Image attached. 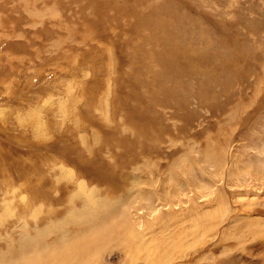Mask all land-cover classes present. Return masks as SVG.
<instances>
[{
	"label": "rangeland",
	"instance_id": "374dc122",
	"mask_svg": "<svg viewBox=\"0 0 264 264\" xmlns=\"http://www.w3.org/2000/svg\"><path fill=\"white\" fill-rule=\"evenodd\" d=\"M249 2L0 0V259L49 223L83 231L82 181L134 230L88 264H264V222L231 223L264 219Z\"/></svg>",
	"mask_w": 264,
	"mask_h": 264
},
{
	"label": "bare ground",
	"instance_id": "6f19581e",
	"mask_svg": "<svg viewBox=\"0 0 264 264\" xmlns=\"http://www.w3.org/2000/svg\"><path fill=\"white\" fill-rule=\"evenodd\" d=\"M249 1H250L249 7L251 8V11H247V8H245V12H248L249 18L254 17V15H257V14L259 15V12L256 13L258 11L257 8L259 5H261V9L264 10V0H249ZM254 1H256V3H254ZM241 8H243L242 5H241ZM232 10L234 11V8H232ZM255 10L257 11L255 12ZM259 20L261 19L259 18ZM219 28H222V27H219ZM169 180L171 179L169 178ZM169 182L170 181H168V183ZM91 190L96 192V189L94 188L88 189L87 186L85 187L84 182L82 181L79 182L78 191L76 192L75 195H77L78 193L80 196L82 195L87 198L86 202L90 203L92 201L96 203H92L91 205L89 204L90 205L89 207L86 204L88 208L85 210L83 214L76 215L74 214V211L71 209V211H69L67 215L70 219L72 218L73 221L82 223V225L85 226L83 231L78 232L76 234H72L70 233V231H67V230L58 231L60 233L57 234L56 238L51 241L46 240V237L52 233L50 231V228L53 224H56V223H49L43 229L36 230L35 231L36 234L33 237L29 235L31 238L25 239L26 237H28V234L25 231L23 235V240L25 239L23 241V244L26 246V249L28 246V248H30V251L24 252L22 251V248H21V253L15 256L16 258L12 259L11 262H9V260L0 259V264H88L94 252L98 248L99 249L96 255L100 254L107 247H109L117 237L121 235H125V234L128 235L129 233L131 235L132 233H134L132 226L127 225V222H125L123 219L125 213L118 216L119 218H122V221L119 224L115 223L114 221L109 222L108 220L109 216L107 215L109 211L106 209H101V207H105V206L102 204L99 205L101 200L97 198V196ZM81 191L83 192V194H81ZM96 205L100 207L96 208ZM249 209L250 207L246 209L243 208V211L245 210L244 211L245 214H243L241 217H238L239 215L238 216L234 215V220L231 222L233 223V226L234 224L236 225L237 220H238L237 223H240V224L242 222H247V220L253 221V223L264 222V219L256 216L257 215L256 211L252 213V211H250ZM263 227H264V224L262 226L257 225L255 226L256 229L253 232L252 231L251 232L253 234H256V232L258 233L260 230H262ZM37 236H41V237H37Z\"/></svg>",
	"mask_w": 264,
	"mask_h": 264
}]
</instances>
